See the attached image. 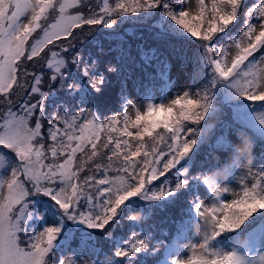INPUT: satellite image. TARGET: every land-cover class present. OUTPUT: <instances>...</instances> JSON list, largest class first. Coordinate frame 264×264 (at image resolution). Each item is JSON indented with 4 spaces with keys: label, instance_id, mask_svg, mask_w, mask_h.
<instances>
[{
    "label": "rangeland",
    "instance_id": "1",
    "mask_svg": "<svg viewBox=\"0 0 264 264\" xmlns=\"http://www.w3.org/2000/svg\"><path fill=\"white\" fill-rule=\"evenodd\" d=\"M156 1L167 31L189 38L184 45L167 37L187 56L168 55L166 84L151 93L155 80L121 69L129 74L124 114L106 118L119 62L104 66L110 52L99 41L124 27L155 28V0H0V264H155V247L171 235L159 217L178 198L188 204L182 216L196 223L174 236L162 264H264V226L238 236L264 218L263 144L262 156L246 158L247 140L264 142V56L244 62L264 28V0ZM248 8L258 10L251 33H231L205 72V50L219 34L213 26L247 23ZM205 74L212 76L202 85ZM207 94L216 107L204 108ZM152 112L172 119L170 140L155 115L145 126ZM209 154L225 160L194 170ZM181 157L183 169L193 165L183 178ZM56 186L51 201L45 195Z\"/></svg>",
    "mask_w": 264,
    "mask_h": 264
},
{
    "label": "trees",
    "instance_id": "2",
    "mask_svg": "<svg viewBox=\"0 0 264 264\" xmlns=\"http://www.w3.org/2000/svg\"><path fill=\"white\" fill-rule=\"evenodd\" d=\"M105 1L106 0H102V1L100 0V3H104ZM111 2H112V0H107L106 5H112ZM176 6H177L178 10H179V7H181V5H178L177 3H176ZM160 9H163V6L159 7L158 2L155 0V28L143 27V25H139V26H136L134 28L133 27H124L125 29H123L121 31L118 30L116 32H111V33H115L113 35V38H111L110 36L105 34L102 36L103 39L101 41H99V43H101V44L104 43V46L108 47L107 49L110 52L108 55H106V56H104V58H102V63L104 64V66H105L106 60H108L110 62H119L117 64L118 66H116L114 68V71H113L115 76L110 74L111 75L110 77H112V82H114V80L116 82H115L114 89L112 90V92L110 94V98L106 101V104H105V102L103 103V104H105V108H107V109L103 110V105H101L99 107L100 111L103 110L100 113V115H102V117L107 118L106 115H109L112 112H116V113L118 112V114H121V115L124 114V113H122V111L124 110L125 93L127 92L128 88L123 87V80L126 79V76H129V74L124 73L125 71H128L130 69L134 75H136L142 79L148 78V79L155 80V82L153 84L149 83L147 85V88H146V93L147 92L151 93V92H153L151 88L162 89L166 84V81H165L166 73L171 69L169 61H168V59H169L168 55L170 54V55H172V57H177L179 55L181 56V53L184 50V52H185L184 55L187 56L188 50L186 48L182 50L180 43L174 44L167 39V37H171V36L173 38H175V40L180 38V39H183L182 40L183 44L187 45L185 40H184V38H185L184 35H175L173 33H170L169 31H167V29L171 25V21L169 19L165 18V14ZM246 11L248 13L247 18H246L247 23H245V20L243 18H241L240 21H236L234 23L233 27L231 29H229L228 31H224L222 29L228 27V25L232 21H230L228 23H226L225 21H222L221 23H218L217 26H213V29L216 30L215 32H217L219 34L213 43L215 49L212 50L211 52L209 50L204 49L206 51L205 54L206 55L208 54L211 57L209 59V62H208V67H205V72L214 70L213 65L215 62L217 63L219 61L218 58L222 56V53H220L221 48L225 43H227L229 41V39L231 37V33H239L238 37H240L244 34H247V33H251L252 29H250L249 24L255 20L256 17H254V16H257L258 10H252V9L248 8V9H246ZM191 19L188 20V22L194 21L193 19L192 20ZM226 21H228V20H226ZM215 23H217V22H215ZM185 39L189 40L188 37ZM252 45H253L252 46L253 49L250 52H248L247 59H245L244 62H248L250 60L251 61L257 60L258 61V59H260L264 56V28L262 29V31H260L255 36V39L253 40ZM113 48H114V50H113ZM112 50H113V53H112ZM196 50H198V48H196ZM192 53H197V52L195 51V49H193ZM174 55H176V56H174ZM146 56H148V57H146ZM253 56H255V57H253ZM197 61L201 62L200 59H198ZM251 61H250L251 66H254V64L257 62L256 61L255 63H252ZM195 62H196V60H195ZM120 66H123L124 69L121 68ZM121 69L124 72H121L120 71ZM147 69H149V71H150L149 74H146V72L148 71ZM210 76H212V75L211 74H209V75L205 74L203 81L201 80V84L204 85L205 81H207L209 83L207 78ZM140 86H142V85H140ZM132 88H133V86H132ZM197 90H198V87H197ZM78 97L80 98L79 95H78ZM97 99H99V97ZM204 101H205V107L204 108L208 107L210 109V108L216 107L214 101H212V99L208 96V94H207V97L205 98ZM207 101H209L210 103ZM120 102H121V105H120ZM100 104H102V103H100ZM100 104H98V105H100ZM205 114L209 115L210 111L208 113H205ZM230 114H231V112H230ZM230 114L227 117L229 118V120L231 122L230 124H232L233 117ZM153 115H155V121H160L159 124H165L166 123L165 124L166 125L165 126L166 132L168 131L167 135H169L168 139L170 140V137H171L170 126H171V120L172 119L168 116H163L160 114L158 115L157 112H152L147 117V119H151V121L149 120L150 123H149V121L144 120L146 127H149L152 124V120L154 118ZM142 121H143V119H142ZM182 121L184 123V120H182ZM157 124H158V122H157ZM43 128H44L45 136L49 135L50 131H49V129L46 130L47 126H46V128H45V126ZM218 130L221 131L222 129L219 128ZM155 133H159V132H155ZM236 133L239 134L238 131ZM163 135L164 136L166 135L165 132L163 133ZM223 136H225V135L223 134ZM147 139H148V135L145 134L144 135V142ZM242 141H244V140H242ZM247 141L250 142L249 146L246 147L247 149H249L248 155L246 156L247 160H250V158H253V157H258V156L263 155V153L260 152L262 150L261 147L258 146L257 144H263L262 146H264V142L260 143L258 140H255V139H250ZM178 150H180V148H178ZM226 152L227 151L222 152L221 154L223 155V153H226ZM183 159H185V158L181 157L180 160H177L178 164L181 165V168L179 169V172H178V177H180V178H183L185 175H187L189 172H191L192 167H193L192 163L190 162L187 166H185V169H183L182 168L183 164H181V161ZM224 160H225L224 156H220V157L216 158L212 154H209L207 157L203 156L202 160L199 161V163L195 166L196 168H194V170H196V171L200 170V168H198L200 165H205L206 167H209V166L212 167V166H217V165L220 166L221 161L223 162ZM186 169H188L187 172H186ZM160 173H161V170H159L158 174H160ZM263 179H264V173L261 176V180H262V184H263L261 189H263V191H264V180ZM150 186H149V190H150ZM58 188H59L58 186L52 187L51 190H49L48 193H46L45 197L51 199V201H54L52 193H55V191ZM263 196H264V194H263ZM193 199L194 198H192V195H190L189 201H191ZM168 207L170 209L162 210L159 219L163 218L162 223H164L167 227L164 225L161 228L165 229V230H169L171 235L169 237H167L168 241L164 242L161 245L163 247V249H161L160 247H157V246L155 247L158 249V251L155 253V264H162L161 258L162 259L164 258L163 253H164L165 249L168 248L170 245L174 246L173 243H175L177 241L175 239L176 237H174V236L180 235L183 231H186L187 229H189L191 226H193L196 223L193 221L192 217L182 216L183 209L185 207L187 209L188 204L183 203V201L180 198H178L172 205H170ZM239 209H242V208H239ZM238 210H237V212H238ZM168 214H170V216H168ZM153 215L157 219V213H154ZM34 216H37V215L34 213V214H32V218ZM168 217H171V220H168L167 219ZM131 223H132V220L129 221V224H126V234H127V232H129L133 236V230L130 228ZM30 224H31V221H30ZM257 224H259L260 226H264V218L261 221H259V219H258L256 222L253 223V225L247 226V227L241 229L240 233L238 234V236L240 237L239 239L242 240V235L251 231ZM119 225H123V223H121V221H120ZM90 226H92V223L90 224ZM123 226L125 229V225H123ZM133 227H134V224H133ZM29 228H31L30 225H27L26 226L27 231ZM32 228L35 231L37 229V224L32 223ZM28 237L30 238V236H28ZM225 237H226V235L221 236L220 234H218L217 238L218 239H220V238L225 239ZM228 238H231V237H228ZM31 242L32 241H30V243ZM73 243L75 244L72 246V247H74V249H75V246L78 247V244H79L78 240L73 241ZM58 244H56V245H58ZM91 245L92 244L88 243V246H91ZM25 246H27V245H25V244L22 245V247H25ZM63 246H64V244L61 243L55 249L54 254H53L54 260L60 259L61 248ZM146 261H147V263H144V264H150L152 260L146 259ZM55 262L53 261V264H55ZM139 263L140 262H137L135 264H139Z\"/></svg>",
    "mask_w": 264,
    "mask_h": 264
},
{
    "label": "bare ground",
    "instance_id": "3",
    "mask_svg": "<svg viewBox=\"0 0 264 264\" xmlns=\"http://www.w3.org/2000/svg\"><path fill=\"white\" fill-rule=\"evenodd\" d=\"M238 135L240 136V138H241V139H243V138L241 137V135H240V134H238ZM244 141H245V140H244Z\"/></svg>",
    "mask_w": 264,
    "mask_h": 264
}]
</instances>
